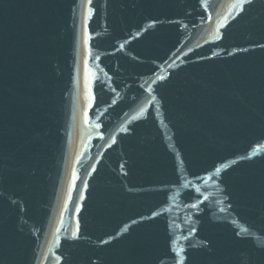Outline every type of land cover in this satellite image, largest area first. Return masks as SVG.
<instances>
[{"label":"water","instance_id":"95a60500","mask_svg":"<svg viewBox=\"0 0 264 264\" xmlns=\"http://www.w3.org/2000/svg\"><path fill=\"white\" fill-rule=\"evenodd\" d=\"M0 264H264V0H0Z\"/></svg>","mask_w":264,"mask_h":264}]
</instances>
